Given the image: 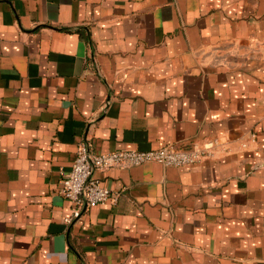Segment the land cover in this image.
Masks as SVG:
<instances>
[{"label": "crops", "instance_id": "1", "mask_svg": "<svg viewBox=\"0 0 264 264\" xmlns=\"http://www.w3.org/2000/svg\"><path fill=\"white\" fill-rule=\"evenodd\" d=\"M82 143L208 154L72 217ZM0 264H264V0H0Z\"/></svg>", "mask_w": 264, "mask_h": 264}, {"label": "built area", "instance_id": "2", "mask_svg": "<svg viewBox=\"0 0 264 264\" xmlns=\"http://www.w3.org/2000/svg\"><path fill=\"white\" fill-rule=\"evenodd\" d=\"M208 154L207 148L197 146L177 147L167 144L149 150H117L92 153L80 144L69 171L60 179V193L69 200L72 217H78L85 207L114 203L119 193L102 185L97 173L114 167H129L143 163H159L165 166L194 165Z\"/></svg>", "mask_w": 264, "mask_h": 264}]
</instances>
